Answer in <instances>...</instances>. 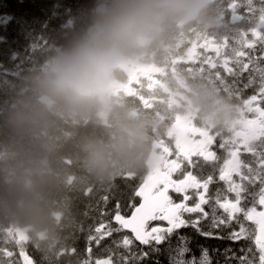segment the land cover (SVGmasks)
Segmentation results:
<instances>
[{
	"label": "snow or ice",
	"instance_id": "6c2138e0",
	"mask_svg": "<svg viewBox=\"0 0 264 264\" xmlns=\"http://www.w3.org/2000/svg\"><path fill=\"white\" fill-rule=\"evenodd\" d=\"M227 11L233 35L214 43L212 51L220 56L230 40L239 72L227 61L212 67L225 69L240 93L259 77L246 98L251 117L231 139L189 128L166 168L144 178L123 208L117 201L101 213L104 221L89 243L99 247L111 240L102 256L87 247L84 264H162L161 256L167 264H212L204 242L224 239L247 242L239 264H264V0H231ZM101 199L107 203L109 196Z\"/></svg>",
	"mask_w": 264,
	"mask_h": 264
},
{
	"label": "clouds",
	"instance_id": "9594fccd",
	"mask_svg": "<svg viewBox=\"0 0 264 264\" xmlns=\"http://www.w3.org/2000/svg\"><path fill=\"white\" fill-rule=\"evenodd\" d=\"M207 0H98L90 22L46 65L34 82L45 117L87 123L99 131L82 140L89 171L103 180L117 167L141 165L149 153V130L117 106L113 86L119 67L157 47L181 23L205 13ZM53 149L37 141L28 163L31 189L21 183L0 191V208L18 218L46 221L50 215V170L41 168Z\"/></svg>",
	"mask_w": 264,
	"mask_h": 264
},
{
	"label": "trees",
	"instance_id": "16d2710c",
	"mask_svg": "<svg viewBox=\"0 0 264 264\" xmlns=\"http://www.w3.org/2000/svg\"><path fill=\"white\" fill-rule=\"evenodd\" d=\"M97 1L0 0V55H4L5 59L11 57L14 50L9 46L20 41L23 46L37 45L36 52L39 50V46L43 45L44 50H52L50 54L54 57L60 52L58 50L69 45L87 26ZM48 24L56 26V30L51 32L52 27H48ZM58 27L65 30V33L59 34ZM39 55L40 53H37V57ZM42 62L44 61H40L38 64ZM0 64L7 66L12 62L0 60ZM17 78L19 82L27 81L21 75ZM29 103L41 108L42 102L37 103V98L33 97ZM15 112L19 113H14L12 118L22 120L25 126L36 128V126L41 125L42 129L36 131V137L38 140L46 139L53 149L49 159L41 162V168L50 170L48 187L57 186L59 191L57 195H54L50 190L48 191L51 221L40 222L12 215L9 220L11 227L17 229L29 227L32 229L29 233L28 242L15 240L12 234L10 238H7L13 245V252L19 257L26 253L31 256L34 264H84L87 247L92 248L94 256H102L103 249L110 243L111 238H105L99 247L94 241L89 243V235H95L94 229L99 225L98 222L85 220L80 215L89 209L90 204L102 206L104 202L101 198L104 195L109 196L110 210L114 209L117 201L121 203L123 208L133 198V193L140 184L139 178L144 175L143 167L141 165L133 168L117 167L114 172L116 177H112L114 180L112 179L111 183H106L104 190L97 192L94 181L87 180L85 184L82 183L75 165L76 161L85 160V158H81V155H85L82 150V140L85 136L94 134L90 129L85 130L86 128L79 127L77 129L75 124L59 119L43 123L35 118L29 105H24L23 108ZM29 118L31 119L29 120ZM60 124L64 126H60ZM42 125L45 127L43 128ZM59 126L61 130H59ZM56 131L58 132L56 133ZM65 168L69 169V172L62 174ZM26 176L25 181L21 182L19 180L20 174H17L9 186L21 183L24 189H31L34 171ZM71 186L72 189H70ZM73 187H81L85 193L81 194V191H75ZM67 189L70 190L68 193L65 192ZM136 199L138 200V198ZM54 200L57 201L53 204L52 201ZM64 202L68 204V211L60 207ZM79 205L81 210L76 211ZM58 209L62 210L60 215ZM183 232L191 235L190 229H184ZM49 233H54L59 239L72 242V246L62 247L60 243L55 242L57 239H47L44 234ZM116 235L118 238L119 234ZM204 243L209 246L212 264H239L238 258L245 254L241 249L246 248L247 245L244 240L233 242L228 239L210 240ZM36 249H38L40 259L33 254ZM225 249H228V252H225ZM160 260L162 264H167L165 256H161Z\"/></svg>",
	"mask_w": 264,
	"mask_h": 264
},
{
	"label": "rangeland",
	"instance_id": "374dc122",
	"mask_svg": "<svg viewBox=\"0 0 264 264\" xmlns=\"http://www.w3.org/2000/svg\"><path fill=\"white\" fill-rule=\"evenodd\" d=\"M230 2L231 0L226 1V6L222 8L224 12L227 11ZM220 14L222 17H224V14ZM243 27H247V25H244ZM181 46L182 42L180 40L177 41L175 46L173 44L161 45L156 51V56L159 63L157 66H155L150 61L147 52L137 58L130 60V72L139 70L151 71L150 78H145V81L141 82L137 88L135 87L136 84L132 86L129 85L130 90H127V88L124 89V85H117L118 87L113 90H120L123 95L129 99H132L133 105L126 110L132 117L138 118L145 122H150L152 127L154 124H160L162 122L169 121V113L174 114L175 120L182 116L190 118L191 120L197 119L196 116L198 115L195 114L198 110L201 111L200 102L202 101V98L201 96L196 95L205 94V92L210 88L208 85H205L203 82L198 80L186 83L178 91L177 95V97L183 101L182 103L177 102L172 97H169V63L174 64L177 58L182 60L184 55L189 57L191 50L195 48L194 43L189 44V46L186 48H182ZM227 58H231L233 61L236 59L234 53L230 56H227ZM50 60L51 59L42 62L36 69L32 70L27 81L29 83L35 82L37 77H39V75L43 72ZM177 70V68H173L172 70V74H174L175 77H178L179 75L176 73ZM21 72L22 70L13 64L7 66L0 64V95L5 97L4 102H2L0 105V118L2 117L0 122V150L3 152H8L11 158H15V161L12 163L13 174L9 177V179H13V177H15L17 174H20L19 180L24 182L25 176L27 174L29 175L31 171H34L33 167L28 163V159L31 155L34 144L37 141H40L37 139L35 133L38 129H42V127L41 125H38L36 128H29L25 126L22 120L15 119L14 117L12 118L14 113H19L15 111L20 110L24 107V105L31 106L29 103L31 96L36 92L34 86L31 88V91L28 89L17 91L15 89V84H13L14 80L12 79L17 78ZM139 76L142 77L143 74H139ZM120 79H122L125 84L128 83L124 76L121 75ZM10 80L12 81L10 82ZM129 83L131 84V82ZM224 103L225 102H218V104L215 103L217 105L212 107V109L209 110V113H211L212 116L216 115L217 118H222L226 114L231 115V109L224 105ZM243 105L244 108L238 111L239 114L249 111V106L246 103V100L244 101ZM117 106L123 108V101ZM154 110L155 112H153ZM144 111H149L152 113V121H148L143 118L142 114ZM55 119L62 121L61 117H55ZM93 119H103V117L97 115ZM72 124L74 123L72 122ZM245 124V121L238 120L231 125H227L226 129H228L230 133L232 132V129L237 131H234V133L229 136L230 139L234 138L237 133H239L245 127ZM42 126L43 128L45 127L44 125ZM1 133H3L4 136L1 135ZM167 133L169 135V127ZM168 144L169 143L167 140L152 141L153 148L144 161V164L147 168V176L168 166L169 161L172 159V155L170 154L171 152H169V150H163L164 148H168ZM9 156L6 157L9 158ZM76 166L77 173L81 176L80 180L82 183H85L87 180L94 181L96 183L97 192L104 190L106 183L112 182V177L101 180L92 174L87 167L86 160L81 161L80 159L79 161H76ZM6 186L9 185L4 180V172H2L0 174V191H2ZM69 191L70 190L67 189L65 192L68 193ZM89 209L99 212L100 214L102 212H110L111 201H108L107 203L104 202L102 206L99 204H90ZM44 235L47 239H59L54 233ZM10 237L11 234L7 236V238ZM33 254L36 255V258L40 259L38 249L34 250Z\"/></svg>",
	"mask_w": 264,
	"mask_h": 264
},
{
	"label": "flooded vegetation",
	"instance_id": "af4514ba",
	"mask_svg": "<svg viewBox=\"0 0 264 264\" xmlns=\"http://www.w3.org/2000/svg\"><path fill=\"white\" fill-rule=\"evenodd\" d=\"M219 2H223V0H207V9L205 13L187 23L181 22L169 35V44L171 45L173 44L175 46L178 40L182 42V48H186L192 43L195 45V48L191 50L189 57L184 55L182 60L177 58L174 62L175 65L169 63V97L182 103L183 101L177 97L178 91L190 81H201L210 88L205 94L196 95L201 96L202 101L200 102L201 111H197L195 115L198 116H196L197 119L195 120L183 116L175 120L174 114L169 113V121L154 124L153 127L150 122L143 121L149 130L150 150L148 155L153 148V140H167L169 143L167 150L174 153L177 144H180L185 140L186 136H188L187 130L192 127L205 132L209 137L217 140L230 139L229 136L232 135L234 131H237L232 129V132L230 133L228 129H226V126L229 124L231 125L238 120L247 122L248 118L252 115L249 111H245L242 114H239L238 111L244 108L243 104L246 98L254 94V89L259 86V77L257 76V82L252 87L244 89L242 93H240L230 85L229 82H231L232 78L227 74L225 69L212 67L213 64L219 66L227 61L230 68H235L236 72H239V67L233 63V60L227 58V56L233 54V48L235 47L230 40L228 42V47L220 56H217V54L212 51L214 43L222 42V38L231 37L233 35V26L230 23L228 11L224 12L222 8H218ZM220 13L224 14V17H222ZM243 26L244 25H240L239 27ZM160 46L161 45L159 44L157 47L159 48ZM158 64L159 63L157 62V65ZM173 68L178 69L176 71V73L179 74L178 77H175L174 74H172ZM139 74H143V76L140 77ZM150 74V70L134 71L131 74L118 71L115 80L118 86L124 85V89L127 88V90H130V86L136 84L135 87L137 88L141 82L145 81V78H150ZM121 75L128 81L127 84L120 79ZM247 75V73L244 74L245 77H247ZM129 82H131L130 86ZM244 82H246V80ZM241 86L242 85H237V88ZM113 98L117 105L123 101L122 109L124 110L127 107H131L129 102H133L125 101L126 96L123 95L120 90L113 91ZM218 102H225L224 105L231 109L232 114H226L222 118H217L216 115L212 116V114L209 113V110L216 106ZM257 104H259V99L257 102H254V106ZM153 112H155V110ZM61 119L68 121L70 124L75 122L71 119ZM100 120L102 119H93L91 121L96 122ZM168 127L169 135L167 133ZM194 139H199V137H194ZM141 166L144 171L147 172L144 162Z\"/></svg>",
	"mask_w": 264,
	"mask_h": 264
},
{
	"label": "bare ground",
	"instance_id": "6f19581e",
	"mask_svg": "<svg viewBox=\"0 0 264 264\" xmlns=\"http://www.w3.org/2000/svg\"><path fill=\"white\" fill-rule=\"evenodd\" d=\"M224 6H226L225 2H219V7L218 8H223ZM48 27H50V28L52 27L51 32H54L56 30V28H57L56 26L50 25V24H48ZM58 33L59 34H64L65 30H63L62 28L58 27ZM55 38H58V37L55 36ZM36 46H28V45L23 46V43H20V41H18L16 43H14V45H10L9 46V48L14 50V52L11 55V57H7L5 59L4 55H0V60L3 61V62H9V61L12 62L13 65L17 66L18 68H20L22 70V72L20 74L21 76H28L30 74V72L35 69V67L38 65V63L40 61H48L49 59H52V57H53L52 54H50V53H52L51 52L52 50H44V46L41 45V46H39V50L36 52ZM58 51H61V50H58ZM43 52H44V54H43ZM37 53H40V55L38 57H37ZM4 100H5V97L3 95H0V105H1L2 102H4ZM125 101L129 102V101H132V99H129V98L126 97ZM30 108H31L35 118L40 120L43 123H49V122H52V120L55 119V117H51V118L45 117V115L40 110L41 108H37V106L34 105V104H31ZM142 116H143V118L145 120H148V121H152V119H153V115L149 111H144ZM30 119L31 118H29V120ZM74 124H75L77 129H78V127L79 128H86L85 130L90 129V131L93 132V133H97L99 131V127H98L97 123L96 122H92L91 120L89 122H87V123L74 122ZM60 126H64V125L60 124ZM60 126H59V128H60ZM59 130H61V128ZM57 132L58 131H56V133ZM1 135L4 136L3 133H1ZM81 158H85V155H81ZM8 161L12 164L15 161V158L9 157ZM67 172H69V169L65 168L62 171V174H66ZM106 179H109V178H106ZM51 187L52 188L48 187V191L50 190L51 192L54 193V195H57V193L59 191L57 189L58 187L57 186L56 187L55 186H51ZM70 189H72V186L70 187ZM73 190L81 191V194L85 193V190L83 188H81V187H79V188L78 187H73ZM56 201L57 200H54V201H52V203L54 204ZM60 207L65 209V210H67V211L69 210L68 204L66 202L61 204ZM78 210H81L80 209V205H79V208L76 211H78ZM57 211H58L59 215L62 213L61 209H58ZM80 216L83 219L88 220V221H95V222H100V223L104 221V217H102L99 212L92 211L91 209H86ZM0 217H4V218H7L8 220H10L12 215L7 213V212H5L2 208H0ZM51 219L52 218L49 216V218L47 220L51 221ZM24 230L27 233H30V231H32V229L29 228V227H24ZM114 235L117 237L116 234H114ZM55 242L60 243V245L62 247H64V246H70L71 247L72 244H73L72 242L67 241V240H63V239L55 240Z\"/></svg>",
	"mask_w": 264,
	"mask_h": 264
},
{
	"label": "water",
	"instance_id": "95a60500",
	"mask_svg": "<svg viewBox=\"0 0 264 264\" xmlns=\"http://www.w3.org/2000/svg\"><path fill=\"white\" fill-rule=\"evenodd\" d=\"M119 68L122 69L123 71H126L127 68H128V62L122 64ZM114 87H115V82H114V86H113V88H114Z\"/></svg>",
	"mask_w": 264,
	"mask_h": 264
}]
</instances>
